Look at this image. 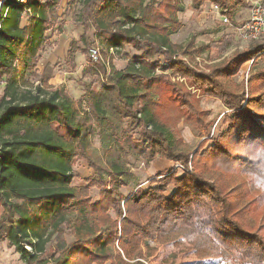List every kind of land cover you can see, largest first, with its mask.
<instances>
[{
    "label": "trees",
    "instance_id": "16d2710c",
    "mask_svg": "<svg viewBox=\"0 0 264 264\" xmlns=\"http://www.w3.org/2000/svg\"><path fill=\"white\" fill-rule=\"evenodd\" d=\"M190 1L195 10L204 2L217 6L230 22L240 8L248 6L244 0ZM59 2L0 0V81L4 85L0 95V243L6 241L24 264H143L147 258L143 241L156 239L164 219H171L172 232L159 243L180 238L185 229L205 222L212 210L222 221L224 239L255 244L229 251L241 262L264 264V222L245 220L248 208H237L232 189L220 179L226 175L240 179L259 206L264 205V193L254 180L261 176L264 161L253 158L254 151L264 149V70L247 79V92L244 87L237 92L226 85L245 62L255 58L253 65L258 58L264 59V40L209 66L207 74L197 73L178 56H192L204 48L196 49L192 39L185 46L170 40L180 29L177 13L183 10L182 0H79L85 30L92 27L105 52L114 51L127 64L122 70L110 66L111 73L100 82L99 90L86 89L87 109H74L59 90L45 92L28 80L36 73L45 33ZM23 15L28 20L22 26ZM81 40L90 69L105 74L103 62L89 57L84 35ZM126 47L137 55L128 56ZM73 51L68 55L73 57ZM160 69L185 78L189 87L219 99L230 111L224 116L226 130L203 153L198 154L204 145L198 147L190 167L191 153L179 146L172 129L160 119L159 109L163 102H170L182 115L200 123L196 95L157 73ZM48 79L42 75L37 81ZM122 118L140 134L139 140L133 145L125 142L124 148L142 145L150 159L162 156L177 162L185 174L177 178L175 171L170 172L122 198L118 190L128 169L118 158L111 159L110 147L105 149L104 166L115 184L108 185L99 166L91 162L97 179H88L85 187L73 186L75 151L89 161L92 158L88 152L92 120L111 144L119 142L123 128L110 126ZM52 122L69 129L75 147L52 128ZM153 183L157 186L152 187ZM170 185L175 188L168 193ZM93 187L102 188L97 201L89 196ZM67 231L74 237L70 244L63 238Z\"/></svg>",
    "mask_w": 264,
    "mask_h": 264
},
{
    "label": "rangeland",
    "instance_id": "374dc122",
    "mask_svg": "<svg viewBox=\"0 0 264 264\" xmlns=\"http://www.w3.org/2000/svg\"><path fill=\"white\" fill-rule=\"evenodd\" d=\"M182 6L183 10L177 13L180 29L171 36L172 42L185 46L192 39L196 49L204 48L203 51L193 53L192 56H178L191 70L207 74L209 66L228 59L235 52L245 51L251 44L242 42L241 36L237 32V28H240L249 20V5L240 8L231 25L221 23L212 11L211 4L207 2H204L199 10L193 9L190 0H182ZM81 8L79 0H60L55 10V19L45 33V43L40 52L36 73L34 77L30 76L28 80L34 86L39 84L38 86L43 88L45 92L59 90L61 95L70 101L74 109L86 110L88 107L84 101L86 89L89 88V90L94 92L99 90L101 87L100 82L108 78L111 73L110 66L116 70H122L126 66L127 61L121 58L120 55H116L114 51L105 52L95 38V31L92 27L85 30V26L80 22ZM27 20L28 17L23 15L21 25H26ZM83 35L87 40L88 50L93 46L99 50V60L104 64L105 74L100 70L96 71L93 69V71L88 66L84 52L86 45L81 40ZM70 49L72 51L75 49L72 54L73 57L68 55ZM124 53L130 57L137 55L130 47H126ZM254 59L245 62L234 76L226 80V85L237 92H241L244 87L245 92H247V79L252 73L264 70V59L258 58L252 65ZM157 73L168 75L172 81L183 85L192 94L196 95L194 104L199 112L200 123H197L193 117L182 115L170 102H163L159 109L160 119L172 129L179 146L182 150L191 153L188 162L190 167L192 154L199 151L198 147L204 145L200 148L198 154L203 153L214 143L220 132L226 130L227 122L224 121V116L230 111L219 99L201 94L193 87H189L185 78L178 75L172 76L171 71L161 73V69L157 70ZM42 75L49 77V79L38 83L37 79ZM242 82L243 86L241 85ZM3 86V82L0 81V95L2 94ZM244 105L245 103L242 104V106ZM127 125V119L124 118L113 122L110 127L123 128V133L120 135L121 139H119V142L109 144L99 134V126L92 120V129L94 131L90 136L88 148L92 158L89 161L75 151L72 159V169L75 172L72 182L73 186L85 187L88 184V179H97L95 170L91 167V162L99 166L103 179L109 182L108 185L115 184L114 180L107 176L104 166L107 158L105 149L110 147L113 149L110 154L112 156L111 159L116 160L118 158L128 169V173L121 178V182L124 185L118 190L122 198H127L139 187H147L151 180L158 182L170 172L175 171L177 178L185 174L184 167L177 162L169 161L162 156L150 159V153L145 151L142 145L133 147L132 150L124 148L122 145L125 142L129 141L131 142L129 145H133L132 142L140 139L139 130L129 128ZM51 126L75 147V142L70 136L68 128L55 122H52ZM117 150L120 154L116 152ZM159 175L161 176L159 177ZM220 179L223 181L224 184H222L225 188L232 189L234 199L237 201V208H242L243 206L248 208L243 214V217L246 218L245 220H249L251 224L264 222V205L259 206L258 202L253 198L254 193L250 194L240 179L227 175ZM151 186L155 187L157 184L153 183ZM174 188V185H170L168 193H171ZM101 190L102 188L100 187H93L89 190V196L92 201L99 199ZM110 215L114 216L112 212H110ZM204 223L197 222L195 228L185 229L182 236L175 241L159 243V240L163 239L166 234L172 232L173 223L171 219H164L157 229L156 239L143 241L146 242L143 252H146L147 258L142 263L199 264L201 253L197 250L189 249L184 241L188 239L189 234L199 232ZM63 238L67 244L74 241V237L68 231L64 233ZM54 244L55 241L52 239V245ZM210 244L211 242L208 240L201 241V246H210ZM216 258L221 260V264H251L250 262H241L230 251L217 253ZM0 264L24 263L14 249L9 247L6 241H3L0 243ZM105 264L111 263L107 262Z\"/></svg>",
    "mask_w": 264,
    "mask_h": 264
},
{
    "label": "clouds",
    "instance_id": "9594fccd",
    "mask_svg": "<svg viewBox=\"0 0 264 264\" xmlns=\"http://www.w3.org/2000/svg\"><path fill=\"white\" fill-rule=\"evenodd\" d=\"M256 188L264 193V187L256 185ZM204 221L205 223L201 226L199 232L189 234L188 239L184 241L189 249L197 250L201 253L199 264H221V260L216 258L217 253L255 246V244L249 245L244 240L230 241L224 239L220 232L222 221L212 210H209L205 215ZM202 240L210 241V246H201Z\"/></svg>",
    "mask_w": 264,
    "mask_h": 264
},
{
    "label": "built area",
    "instance_id": "2783aa9c",
    "mask_svg": "<svg viewBox=\"0 0 264 264\" xmlns=\"http://www.w3.org/2000/svg\"><path fill=\"white\" fill-rule=\"evenodd\" d=\"M25 4L28 0H18ZM249 5V20L240 28H237L238 34L244 43H252L257 40H264V0H246ZM212 11L216 14L221 23L231 25L230 20L222 15L217 6L211 5ZM235 27V26H234ZM89 57L93 61L100 59L99 50L96 47L89 49Z\"/></svg>",
    "mask_w": 264,
    "mask_h": 264
},
{
    "label": "snow or ice",
    "instance_id": "6c2138e0",
    "mask_svg": "<svg viewBox=\"0 0 264 264\" xmlns=\"http://www.w3.org/2000/svg\"><path fill=\"white\" fill-rule=\"evenodd\" d=\"M253 158L264 161V149H261L260 151H254ZM254 180H255L256 185L264 187V170H262L261 176L254 177Z\"/></svg>",
    "mask_w": 264,
    "mask_h": 264
},
{
    "label": "crops",
    "instance_id": "0c3cea01",
    "mask_svg": "<svg viewBox=\"0 0 264 264\" xmlns=\"http://www.w3.org/2000/svg\"><path fill=\"white\" fill-rule=\"evenodd\" d=\"M171 36H172V35H171ZM171 36H170V40L172 39ZM171 42H172V40H171ZM172 43H173V42H172Z\"/></svg>",
    "mask_w": 264,
    "mask_h": 264
}]
</instances>
